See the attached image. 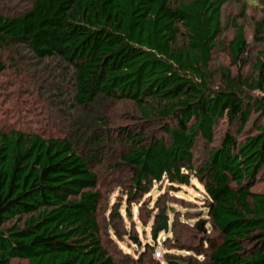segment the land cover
I'll use <instances>...</instances> for the list:
<instances>
[{"label":"trees","instance_id":"1","mask_svg":"<svg viewBox=\"0 0 264 264\" xmlns=\"http://www.w3.org/2000/svg\"><path fill=\"white\" fill-rule=\"evenodd\" d=\"M229 3L0 0V50L51 66L60 108L82 115L64 136L0 129V264H264V7L251 17L260 4L248 0L226 17ZM104 102L159 126L120 130L129 201L165 181L204 189L205 215L166 237L162 262L157 242L133 258L108 242L123 216L101 220Z\"/></svg>","mask_w":264,"mask_h":264},{"label":"rangeland","instance_id":"2","mask_svg":"<svg viewBox=\"0 0 264 264\" xmlns=\"http://www.w3.org/2000/svg\"><path fill=\"white\" fill-rule=\"evenodd\" d=\"M256 1H259L260 6L247 7L251 17L261 14L264 7V0ZM242 4H248V0H230L226 7V17L236 16ZM232 35L233 32L229 31L225 39ZM0 54L7 66L0 76V129L39 132L47 137L64 136L75 130L82 115L79 110L60 108L64 103L54 93L59 86L49 74L51 66L34 62L25 49L17 52L0 50ZM98 109L108 114L111 128L108 132L109 141L101 150L96 164V171L101 177V189L105 193L101 220L108 227L113 207L120 206V215L123 216V219L113 217L117 220L116 226L122 237H117L108 228L105 232L110 246L119 254L133 258L141 254L147 244L154 245L153 230L162 223H156V216L163 208L166 210L167 221L170 223L174 219L177 228L173 232L171 228L168 233L159 232L156 242L162 243L164 254L170 252L163 244L166 237L180 236L182 229H190L194 225L199 214L205 215L203 187L197 180H193V186L190 187H172L165 181L154 185L153 190L141 199L129 201L126 191L130 190V171L117 167L121 154L126 150L120 138V130L127 126H138L150 133L155 132L159 126L137 121L135 108L129 103L104 102ZM131 131H134L133 128ZM127 208L129 215L126 213ZM217 236V233H213V237Z\"/></svg>","mask_w":264,"mask_h":264},{"label":"water","instance_id":"3","mask_svg":"<svg viewBox=\"0 0 264 264\" xmlns=\"http://www.w3.org/2000/svg\"><path fill=\"white\" fill-rule=\"evenodd\" d=\"M170 230V223L167 221V215H163V221L161 224H159L154 230H153V236H152V241L156 242L158 233L159 232H166L168 233Z\"/></svg>","mask_w":264,"mask_h":264},{"label":"built area","instance_id":"4","mask_svg":"<svg viewBox=\"0 0 264 264\" xmlns=\"http://www.w3.org/2000/svg\"><path fill=\"white\" fill-rule=\"evenodd\" d=\"M163 247H162V243H158L156 245V249H155V253H154V257L156 260H159V261H164V253H163Z\"/></svg>","mask_w":264,"mask_h":264}]
</instances>
